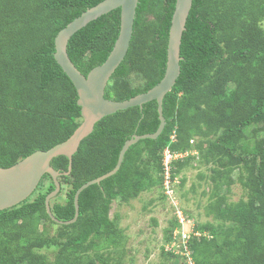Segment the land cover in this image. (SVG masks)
<instances>
[{
	"label": "trees",
	"instance_id": "obj_1",
	"mask_svg": "<svg viewBox=\"0 0 264 264\" xmlns=\"http://www.w3.org/2000/svg\"><path fill=\"white\" fill-rule=\"evenodd\" d=\"M100 1L0 0V166L66 140L80 124L77 92L54 58V38ZM175 1L138 0L128 51L105 97L128 99L162 78ZM119 22L118 7L70 37L67 53L81 73L106 59ZM180 57L179 76L163 98L161 133L130 145L113 175L80 192L72 223L48 215L45 197L54 183L44 174L29 197L0 210V264H109L123 239L118 216H109L112 202L144 191L166 197V146L197 151L171 162V183L193 162L208 169L212 183L206 205L212 219L197 223L200 234L187 240L195 264H264V0H192ZM158 125L156 100L97 121L73 154L69 174L58 177L60 191L50 201L55 217L71 219L76 189L111 170L126 139ZM50 163L66 171L69 160L58 155ZM233 183L243 192L236 200L228 195Z\"/></svg>",
	"mask_w": 264,
	"mask_h": 264
},
{
	"label": "water",
	"instance_id": "obj_2",
	"mask_svg": "<svg viewBox=\"0 0 264 264\" xmlns=\"http://www.w3.org/2000/svg\"><path fill=\"white\" fill-rule=\"evenodd\" d=\"M138 0H102L87 8L79 16L60 29L54 38V58L77 92V104L80 106L82 120L72 134L46 150H35L14 164L0 166V210L14 206L29 197L37 187L44 174H49L54 188L45 197V207L50 218L59 224H69L77 219L79 213L78 198L80 192L91 184L113 175L120 167L124 154L130 145L144 138H156L165 126L162 112V102L176 82L180 73V44L185 23L192 0H176L168 30L166 46V66L162 78L157 84L145 92L138 93L128 99L113 100L104 96L109 78L124 59L133 31V22ZM120 8L118 35L106 59L94 66L86 75L75 66L67 53V43L70 37L88 22L99 16ZM156 100L159 125L152 133L133 134L123 143L115 166L108 172L88 180L80 185L74 193V216L69 220H60L51 212L50 201L60 191L58 177L69 174L73 154L83 138L88 136L97 121L106 115L132 106H140L148 101ZM65 155L69 164L66 171H59L51 165L52 158Z\"/></svg>",
	"mask_w": 264,
	"mask_h": 264
},
{
	"label": "rangeland",
	"instance_id": "obj_3",
	"mask_svg": "<svg viewBox=\"0 0 264 264\" xmlns=\"http://www.w3.org/2000/svg\"><path fill=\"white\" fill-rule=\"evenodd\" d=\"M135 80L131 77L132 83ZM188 151L182 153L197 152L196 149ZM193 164L180 173L168 191L164 188L165 198L155 190L144 191L129 202L117 199L112 202L109 216H118L123 239L122 247L112 250L109 264H195L187 248V240L191 234H200L194 231L197 223L212 219L206 213L212 183L207 178L208 169L198 162ZM200 172H203V177L199 176ZM181 177L185 179L183 185L179 184ZM228 195L232 200L242 196L240 185L233 183ZM174 217L177 225L170 232L167 228ZM46 227L52 233V226L46 223ZM45 252L51 259L53 249Z\"/></svg>",
	"mask_w": 264,
	"mask_h": 264
},
{
	"label": "built area",
	"instance_id": "obj_4",
	"mask_svg": "<svg viewBox=\"0 0 264 264\" xmlns=\"http://www.w3.org/2000/svg\"><path fill=\"white\" fill-rule=\"evenodd\" d=\"M171 138L173 139L174 136L172 135ZM184 155H186V153L170 151L167 146L164 148L162 165L164 168V182H163V184H164V188L166 191H168L169 185H172L175 182V180H174V182L171 183L172 181L170 179L171 162L175 159L182 158ZM165 190H164V192H165Z\"/></svg>",
	"mask_w": 264,
	"mask_h": 264
}]
</instances>
